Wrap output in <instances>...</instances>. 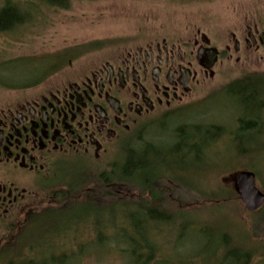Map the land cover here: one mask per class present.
I'll list each match as a JSON object with an SVG mask.
<instances>
[{
    "label": "rangeland",
    "instance_id": "374dc122",
    "mask_svg": "<svg viewBox=\"0 0 264 264\" xmlns=\"http://www.w3.org/2000/svg\"><path fill=\"white\" fill-rule=\"evenodd\" d=\"M7 4L23 9L26 19L17 29L0 32V99L11 95L4 85H24L37 78L44 60L78 52L88 56L85 61L163 37L184 45L200 32L222 56L213 77L199 78L194 98L181 114L136 134L127 144L135 150L146 143L160 145L158 162L165 165L152 173L168 174L159 178L154 194L161 210L182 215L184 221L170 227L160 224L156 231L153 223L139 225V217H128L133 209H96L120 200L133 205L150 199V193L132 184H115L111 195L98 184L100 175L123 163L124 146L100 161H63L56 173L28 184V207L0 228V264H133L123 233L148 238L159 256L156 264H246L226 256V234L233 248L251 251L249 264H264V205L248 212L236 186L237 174L250 171L264 193V127L237 134L246 106L225 94L238 79L264 76V46L246 44L251 41L249 28L264 37V0H72L61 7L46 0H0V10ZM188 46L196 56L198 49ZM194 126L219 130L212 132V142H201L199 135L196 151L173 154L180 128ZM71 172L86 184H74L77 188L65 201L60 194L73 185ZM94 197L95 202L90 200ZM50 213L55 215L44 218ZM92 214L102 223L108 242H96ZM121 214L127 219H118Z\"/></svg>",
    "mask_w": 264,
    "mask_h": 264
},
{
    "label": "flooded vegetation",
    "instance_id": "af4514ba",
    "mask_svg": "<svg viewBox=\"0 0 264 264\" xmlns=\"http://www.w3.org/2000/svg\"><path fill=\"white\" fill-rule=\"evenodd\" d=\"M248 31V46H264L257 28ZM211 48L198 32L184 45L163 37L85 61L78 52L44 60L24 85L4 86L11 95L0 99V228L28 207V184L56 173L61 162L100 161L181 114L199 78L214 76L207 67Z\"/></svg>",
    "mask_w": 264,
    "mask_h": 264
},
{
    "label": "trees",
    "instance_id": "16d2710c",
    "mask_svg": "<svg viewBox=\"0 0 264 264\" xmlns=\"http://www.w3.org/2000/svg\"><path fill=\"white\" fill-rule=\"evenodd\" d=\"M50 5H55L56 7L63 6L65 3L72 1V0H46ZM25 14H23V9H20L16 6H11L7 4L4 8L0 10V32H11L25 22L24 18ZM5 86V85H4ZM226 97H229L231 100H236L246 106L245 113L241 115V118L238 120L239 128L237 131L238 133H244L249 130H256L257 128L264 127V119H262V114L264 112V76L259 75H252L247 76L242 79H238L231 83L227 87ZM219 129L215 126H209L208 128L194 126L191 127L188 131L184 129V127L180 128L178 141L175 142L173 147V154H179L183 151H196L198 143L199 135L201 138V142L204 141H214V135L212 132L218 131ZM205 133L204 137L202 133ZM160 145L146 143L142 145L138 150L131 149L127 147L125 148V157L123 163L120 164L118 167L114 165L111 172L104 173L100 175V179L98 180V184L104 187L107 191H111L115 184L117 185H135L139 188V190L143 193H150V199L147 201H140L135 202L133 205L131 203H126L123 200L116 202L115 205L112 207H100L99 205H95V197L91 198L90 200H94L93 204L96 206V209L103 212L106 209H110L112 212L117 210H122L123 212L129 209H133V213L129 214L128 217L134 216L139 217L140 219L137 220L138 224L147 226L149 223H153L155 226L154 229L156 231H160L157 226L160 224H167L169 227L173 224H179L178 222L184 221L182 215H173L169 214L159 208L158 199L159 196L154 194V191H158V181L160 177L167 176L168 172L166 171L163 174H153L152 172H156L157 169H160L161 165L159 164L158 160L160 159ZM152 155L155 156V160H152ZM165 165V164H164ZM77 173V172H76ZM76 173H70V177L74 175L73 181L71 182L73 185L70 188H67L68 191H62L60 196L62 195V199L67 201L69 197H72L71 190H75L73 186L82 187L85 183V178L75 177ZM75 184V185H74ZM86 184V183H85ZM84 188V187H83ZM82 192V191H81ZM119 192L123 193L121 189ZM80 193V192H79ZM90 195V193H86V196ZM87 196V197H88ZM113 196V195H112ZM89 198V197H88ZM63 213V212H61ZM55 213H50L44 218L54 216ZM93 215V214H92ZM91 215V216H92ZM94 217L95 222V229L98 232V239H96L97 243H106L110 240L109 237L105 235L102 228H100L101 224L98 220L97 216ZM143 217V219H142ZM48 218L49 224L53 225L54 221ZM127 219L125 214H121L118 219ZM185 218V217H184ZM180 221V222H181ZM180 225H185L180 223ZM192 225V224H191ZM199 225V224H198ZM99 227V228H98ZM124 232V229H121ZM225 238L228 241V245L225 249L230 250L229 253L226 255L236 257L238 262L243 263L246 261V264H249L250 259L252 257L251 251H246L241 248L232 247L231 238L229 235H225ZM121 240L123 243L128 242L129 244L125 243L124 245L130 246V249H127V256L131 257L133 264H156L157 262V252L155 251V245L149 241L148 238H143V240L137 239L135 237L129 238L128 236L123 233L121 236ZM156 259V260H155ZM243 259V260H242ZM15 264V263H10ZM23 264V263H22ZM34 264V263H31ZM39 264V263H35ZM41 264H47L46 262ZM244 264V263H243Z\"/></svg>",
    "mask_w": 264,
    "mask_h": 264
},
{
    "label": "water",
    "instance_id": "95a60500",
    "mask_svg": "<svg viewBox=\"0 0 264 264\" xmlns=\"http://www.w3.org/2000/svg\"><path fill=\"white\" fill-rule=\"evenodd\" d=\"M210 60L207 67L212 70L218 62L219 51L217 48L209 50ZM236 186L242 203L248 212H256L264 205V193L256 186V176L250 171H243L237 174Z\"/></svg>",
    "mask_w": 264,
    "mask_h": 264
}]
</instances>
